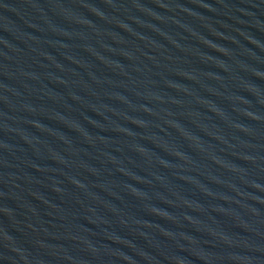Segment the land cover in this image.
Masks as SVG:
<instances>
[{"label": "water", "instance_id": "95a60500", "mask_svg": "<svg viewBox=\"0 0 264 264\" xmlns=\"http://www.w3.org/2000/svg\"><path fill=\"white\" fill-rule=\"evenodd\" d=\"M0 264H264V0H0Z\"/></svg>", "mask_w": 264, "mask_h": 264}]
</instances>
